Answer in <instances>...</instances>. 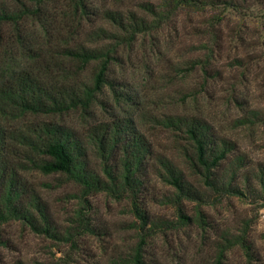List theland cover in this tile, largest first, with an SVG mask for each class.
<instances>
[{
	"label": "rangeland",
	"instance_id": "rangeland-1",
	"mask_svg": "<svg viewBox=\"0 0 264 264\" xmlns=\"http://www.w3.org/2000/svg\"><path fill=\"white\" fill-rule=\"evenodd\" d=\"M108 10L149 23L124 28ZM0 15V158L51 225L0 218V264H264V0H0ZM81 44L102 55L67 54ZM32 89L81 101L35 109ZM171 116L204 120L227 157L206 168ZM113 121L149 146L131 184L120 146L104 158L90 137ZM50 124L73 132L99 189L30 160Z\"/></svg>",
	"mask_w": 264,
	"mask_h": 264
},
{
	"label": "trees",
	"instance_id": "trees-1",
	"mask_svg": "<svg viewBox=\"0 0 264 264\" xmlns=\"http://www.w3.org/2000/svg\"><path fill=\"white\" fill-rule=\"evenodd\" d=\"M177 1L188 2L191 0ZM106 17L121 27H137V30L144 29L142 27H145V25L149 23L144 17H132L129 19L122 13H115L110 10L106 12ZM67 54L75 56L84 64L89 60L102 55L98 53L95 48L87 47L85 44H81L74 50H68ZM105 71L106 65L102 66L97 73L95 89H98L100 84L105 82ZM37 88L40 89L39 86H37ZM92 91L93 89H88L86 91L87 97L91 95ZM32 92L30 94L31 98L28 99V105L35 109L49 106L50 110H53L54 106L61 104L60 109L63 110L70 106H76L77 103L81 101V98L77 93L72 91L71 94L68 89H65V91L61 93V96H58L52 90L45 91L41 95L36 94L34 89H32ZM67 100L70 101L69 104H67ZM167 121L174 128L186 132L189 138L193 140L197 150V158L205 164L206 168L209 170L212 165H218L222 159L226 158L227 153L231 150L229 142L225 139L215 138L209 131L208 124L198 117L171 116L167 118ZM128 132H130V130L128 129L127 124L120 121H113L98 125L93 130L90 137L97 145L99 152L104 158H107L105 153L107 148H116V146H120L125 153V157H127L124 162V179L127 184H131L137 181L134 176L135 171L139 170L144 159L138 154V152L145 150L146 153L149 152V146H147V143L140 135L139 138L136 135H133L128 140ZM44 133L45 136H42V142L38 145V151L44 158L40 161L34 160L35 158H30V160L35 163L36 167L45 173H65L73 180L83 184L89 191L99 189L102 186L101 179L95 174L92 175L91 171L85 164L84 158L81 159L83 153H81L80 150V142L72 131L63 126L50 124V126L45 127ZM1 141L2 135H0V144ZM130 156L133 157L129 159ZM164 167L169 175L168 181L179 189V194L181 196L192 197V195H195L194 191H191L189 187L185 186L184 180H182L179 172L176 173L172 166L165 165ZM16 175L17 173L14 168L8 167L0 158V218L2 220L9 219L10 217L23 219L33 228V230L50 233L51 225L45 205H43L42 202H37L33 197L26 198L25 191L23 192V187L18 183ZM257 177L264 189L263 169L261 170L260 175L257 174ZM224 187H226L225 189L235 191L230 182L228 187L226 185ZM136 213L142 219L145 217L139 210Z\"/></svg>",
	"mask_w": 264,
	"mask_h": 264
}]
</instances>
